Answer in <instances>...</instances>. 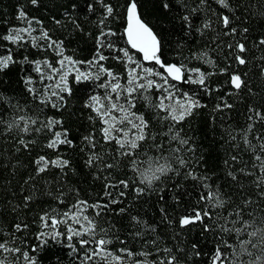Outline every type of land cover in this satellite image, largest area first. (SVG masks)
I'll list each match as a JSON object with an SVG mask.
<instances>
[{"label": "trees", "instance_id": "1", "mask_svg": "<svg viewBox=\"0 0 264 264\" xmlns=\"http://www.w3.org/2000/svg\"><path fill=\"white\" fill-rule=\"evenodd\" d=\"M94 4V11L87 10L88 3ZM117 7L118 18L113 20L109 18L107 24L118 34H122L126 26L124 19V5L126 0H107ZM173 4L172 12H164L160 8L159 0H138L143 13L142 19L150 22V26L158 32H162L165 40L163 48L164 55L162 59L167 63H181L189 68L198 67L206 74V83L211 91H205L204 88L183 82L176 83L179 91L188 92L196 95L200 103L204 105L194 111V114L181 124L176 125L182 138L189 140L192 151L187 150V145H178L171 139L168 133L167 122H162L156 118L157 110L152 107L156 103V97L161 93L152 89L145 95L148 100L137 96L136 108L138 114H143L146 120H149L151 132L156 136L155 141L142 142L139 161L147 159H159L160 163L167 162L172 167L179 170V175L168 173L162 176L159 181H153L151 185L141 183L139 173L134 172L127 165V158L117 155V145L115 142L107 143L100 132L102 127L99 118H96L92 109L85 107L88 97L92 94L103 96L105 89L98 85L106 79L102 76L100 81H88L85 83L75 80V73H71L67 80L71 88V95L64 93L66 103L58 108H52L39 104L29 96L24 83L27 76H32L35 83L32 85L37 91L44 88L45 85L53 82L45 80L43 84L39 77L33 71V65L27 62L15 63L0 72V117L11 121L14 112L11 106L20 103L29 115H39L41 120H47L51 117L62 120V126H57L54 130H68V138L72 144H62L56 149L46 147L51 133L40 132L31 134H21L27 140H35L28 150L21 148L16 150L17 141L13 139V133H4L3 125H0V239H7L10 246H19L23 250L29 251L34 255L37 264H82L84 251L83 247L77 243L79 239H92L90 236L74 238L72 244L77 251L74 252L68 246V241L55 243L51 240L47 244H42L36 239L41 231H46L40 223L39 216L44 212H53L57 214V219H61V213L67 212L77 200L87 201L89 205L98 204L103 207L85 209L84 215L93 219L97 225V239L103 236L100 229H106L108 235L105 237L112 241L108 245V250L115 255L123 256L121 249H128L134 253L149 252L147 260L150 262L156 259V253L153 246L146 244L154 238L159 239L160 249L170 248L181 260V264H212L211 256L214 253L215 246L219 240L226 241L232 245V249L227 250L226 255L232 264H251L254 257L259 255V250L248 247L247 253H242L239 247V240L235 234L220 232L219 228L213 227L216 223L224 224L223 218L228 217V213L233 210V204L227 203L224 208H213L214 201L207 202V210L211 213L212 219L205 218L204 223L213 227L212 231H203V225L199 222L181 227L179 218L187 215L193 208L200 209L205 202H201V195H207L209 191L215 193L220 198L231 200L235 203H241L236 195L240 192L242 195L251 194L257 204L247 209V213L256 219V226L259 227L261 216H264V201H261L255 195L257 189L252 181L256 177L264 175L259 170L255 171L254 176H245L238 172L240 167H246V171H251L252 154L246 151L243 142L240 140V131L248 121V109L250 106H261L264 110V47L258 48L255 42L261 36H264V16L257 15L264 12V0H247L245 5L248 9L243 18L244 22L235 21L238 30L242 27H249V32L244 34L246 39L237 35L231 36L218 35L223 28L222 25L214 24L215 31L206 30L204 35H199L192 31L190 35L186 34V29L178 23L180 3L184 0H165ZM189 6H195L193 0H186ZM238 0H232L235 7ZM242 3L243 0H240ZM71 3H75V9L69 8L70 16L64 15V11ZM23 7L29 17H35L42 22L43 28L47 30L53 39L63 40L65 46V55H70L78 61H88L93 58L96 49V37L99 35L97 21L100 18L102 8L96 3V0H40V5L33 6L30 0H0V36L6 35L12 28H22L25 22L17 19V9ZM210 8V12L208 9ZM241 8L236 9V16L241 17ZM212 13L227 14L216 0H208V5L193 18V23L199 25L205 15ZM60 20L56 24L54 19ZM215 20V16L211 15ZM73 20L75 23H73ZM37 31L33 36L39 35V25L33 24ZM29 37H25V42L21 45H13L10 42L0 40V55H5L6 50L10 49L13 58L16 61H23L27 56L29 60H43L47 58L54 66L58 57L52 51H42L40 48H34L29 42ZM112 41L118 47H129L122 35L112 37ZM239 41L245 43L248 51L243 54L247 60L246 65H238L233 56V49L226 47L228 43ZM104 55L108 56L107 61H102L105 67L111 68L115 73L120 74V83L126 81L124 72L125 64L122 61L113 59V56L121 55L111 49H104ZM207 53L208 58L214 61L209 64L204 60L192 59L194 55ZM130 54L134 58L141 60V54L136 50L130 49ZM145 67H154L159 71L158 66L144 62ZM81 71H97V67L90 68L86 63L78 64ZM228 67L239 73H247V82L255 95H250L247 89L238 92L227 81L229 75L227 72H221L220 69ZM187 75V74H186ZM226 99L233 107L217 111L216 105L221 103V99ZM115 99V96H113ZM123 102V101H121ZM24 114V113H19ZM163 115V113H160ZM93 117V119H89ZM259 127V124H257ZM175 131V130H174ZM236 137L235 141L229 139L228 132ZM91 134L94 137L96 147L90 149L85 136ZM251 139V136L249 137ZM160 143L163 145L158 152L154 145ZM239 143V147L234 145ZM253 143L255 141L253 140ZM180 148L178 153L174 150ZM101 157L98 166L88 167L85 161L92 152ZM239 153V160L233 162L231 156ZM38 155H45L50 159H55L57 155L70 161L68 168L61 171L57 168H51L48 173L35 175V165L32 163ZM177 156L188 161L186 167H180L174 161ZM228 161V164L225 161ZM104 164H113L111 169L104 168ZM231 165V168L229 167ZM142 164L141 167H144ZM237 172V179L240 185L232 181L229 171ZM195 171L197 175L207 176L205 181L209 185L208 189L201 186L199 181H193L185 178V172ZM33 176L31 181L33 187L24 184V180ZM120 180H127L129 187L124 188L119 185ZM110 184L112 187L106 188ZM136 187L144 188L143 194H137ZM163 191H159V189ZM23 189V191H22ZM51 193L48 195L47 193ZM110 193L106 195L105 193ZM124 195L121 196L120 193ZM33 193V199L24 206L23 197ZM61 193H63L61 195ZM164 199L160 200V196ZM174 197L178 198L174 199ZM115 201V203H113ZM164 209V214L161 213ZM124 209V212H120ZM100 213V215H96ZM136 217L137 220L132 218ZM244 219H249L246 214ZM15 223L27 224L28 227L22 232H14ZM87 225V224H86ZM231 227V225H228ZM239 227V225H237ZM155 229L153 232L152 229ZM60 231H66L65 225H58ZM251 231V229H249ZM14 233V235H13ZM140 233V235H135ZM249 239V237H241ZM15 243H11L12 240ZM124 241L125 243H121ZM255 243V241H253ZM198 245L200 255L192 251V244ZM33 248L37 250L32 251ZM95 248V244L92 245ZM181 249V251H177ZM224 249L222 248V251ZM7 255V254H5ZM163 257V252L160 253ZM3 257H0L2 259ZM135 259H144L142 256L124 257V264H132ZM8 260L15 264V260L8 255ZM22 264V260L20 262ZM91 264V262H88Z\"/></svg>", "mask_w": 264, "mask_h": 264}, {"label": "snow or ice", "instance_id": "2", "mask_svg": "<svg viewBox=\"0 0 264 264\" xmlns=\"http://www.w3.org/2000/svg\"><path fill=\"white\" fill-rule=\"evenodd\" d=\"M31 5L39 6L40 0H30ZM96 3L101 5L102 12L100 18L97 21V25L100 29L99 35L96 37V49L95 54L92 59L88 61H78L73 59L70 55H65V46L63 40H56L52 38V35L43 28L42 22L37 20L35 17H29L27 12L23 7L17 9V19L24 21L25 26L22 28H12L8 31L6 35L0 36V40L10 42L13 45H21L25 42V37H29V42L34 48H40L42 51H52L58 57L54 64L47 58L43 60H29L27 56L24 57L23 61H16L13 58L10 49L6 50L5 55H0V72L8 69L10 65L15 63H30L33 65V71L39 77V81L43 84L45 80L51 81L53 83L45 85L40 91H37L32 85L35 83L32 76H27L25 78L26 90L34 100L38 101L39 104L44 106H51L52 108H58L66 103L64 93L71 95V88L68 85V76L71 73H75V80L77 82L85 83L88 81H100L101 77L104 76L106 79L104 82L98 85L99 88L105 89V94L103 96L99 94H92L88 97L85 107L92 109L95 113L96 118L101 121L102 127L100 132L103 139L107 143L115 142L117 145V155L127 158V165L136 173H139L141 178V183H146L151 185L153 181H159L162 176H167L168 173H175L179 175V170L172 167L167 162L160 163L159 159H147L145 161H139L137 158L140 155L138 151L140 149L142 142H147L149 140L155 141L156 136L152 134L150 122L145 119L143 114H138L137 111L133 109L136 108L137 96L142 99L148 100L149 97L145 94L150 92L152 89H156L161 94L156 97V103L152 105L154 109L157 110L156 118L162 122H167L168 133L171 134V139L176 141L178 145H187V150L192 151L189 145V140L187 138H182L180 136V131L176 129V125L181 124L186 118L192 116L196 109L204 107L196 98L195 93L189 94L188 92L179 91L176 87V83L172 82H183L185 84H194L204 88L205 91H211L208 87L206 80L211 73L206 74L201 71L198 67L189 68L183 62L181 63H167L162 59L163 48L165 47V40L163 38L162 32L154 30V28H159L160 26H150V22H146L142 19L141 6L138 0H126L124 7V19L126 20V26L122 34H118L114 31L108 24L109 18L113 20L118 18L117 6H113L112 3L107 2V0H96ZM195 6H189V4L184 0L180 3L179 19L178 23L183 25L186 29V34L190 35L192 31H196L199 35L203 36L206 30L215 31L214 24L222 25L223 28L218 35L231 36L235 38L240 35L242 38L246 39L244 34L249 32V27H242L238 30L235 21L239 20L240 23L244 22L243 18L248 9L245 6L247 0H240L236 3L235 7L232 5V0H216L223 9L227 10V14L223 13H212L215 16V20L211 18V15H205L203 20L199 25L193 23V18L196 14L202 11L207 5L208 0H193ZM160 8L164 12H172L173 4L171 2H165V0H159ZM76 4L71 3L68 8L65 9L64 15L70 16L69 8L75 9ZM241 8V17L236 16V9ZM87 10L89 12L94 11V4L88 3ZM210 12V8L208 9ZM259 16H264V12L258 13ZM54 22L60 24V20H56L54 17ZM73 23L75 21L73 20ZM39 25V35L33 36V32L37 29L33 28L32 25ZM122 35L125 38L126 44L129 47H118L113 41L112 37H117ZM255 46L258 48L264 47V36L255 42ZM229 49H233L234 60L238 65H246L247 60L243 54H245L248 49L245 43L235 41L234 43H228L226 45ZM104 49H111L115 53H120L121 55L113 56L112 58L117 61H122L125 64L124 72L126 73V81L124 84L120 83V74L115 73L111 68L105 67L102 61H107L108 56L104 55ZM130 49L136 50V52L141 54L142 59L137 60L134 58L133 54H130ZM192 59L204 60L206 63L212 64L214 61L208 58L207 53L197 54L192 57ZM264 59V57H261ZM144 62L158 66L159 71L154 67H145ZM86 63L90 68L97 67V71H81L78 64ZM221 72H227L229 75L228 83L238 92L247 89L250 95H255L252 89L249 87L247 82V73H239L235 70H231L228 67L220 69ZM187 74V75H186ZM115 96V99H113ZM123 101V102H121ZM232 104H229L226 99H221V103L216 105L217 111H223L224 109H231ZM14 112V117L11 121L0 117V125H3L4 133H13V139L17 141L16 150L19 151L21 148L28 150L31 145L36 143L35 140H25L21 134H31L32 132H48L51 133L50 138H48V143L46 147L49 149H56L59 145L68 144L71 145L73 142L68 138V130L63 129L62 131L54 130L57 126H62L63 121L47 118V120H41L39 115H29L28 112L20 103H16L11 106ZM24 114H19V113ZM249 115L247 117V125L240 131V140L243 142L246 151L252 154V164L251 171H246L247 165L245 167H240L238 172L252 177L256 170L264 173V110L261 106H250L248 109ZM163 113V115H160ZM93 119V117H89ZM259 124V127H257ZM175 130V131H174ZM229 139L235 141L236 137L228 132ZM251 136V139L249 138ZM87 145L90 149H95L96 143L94 137L89 134L84 137ZM253 140L255 143H253ZM239 147V143L234 145ZM155 149L159 152L163 147L162 144L156 143L154 145ZM180 148L174 150L178 153ZM231 160L236 162L239 160V153L237 155L231 156ZM101 161V157L94 151L88 156L85 164L88 167L98 166ZM35 165V175L39 176L42 173H48L51 168H57L63 171V169L68 168L70 161L64 159L63 157L57 155L55 159H50L45 155H38L37 158L32 161ZM175 164L180 167H186L188 161L180 156H177ZM228 164V161H225ZM145 164L144 167H141ZM113 164H104V168L111 169ZM231 168V165H229ZM185 178H190L193 181H199L201 186L205 189L209 188V185L205 183L208 179L207 176H200L195 173V171L185 172ZM228 175L231 176L232 181L240 185V181L237 179L236 171H229ZM34 179L33 176H29L28 179L24 180V184L29 187H33L31 181ZM119 185L124 188H128L129 184L127 180H120ZM253 186L257 189L255 195L259 197L261 201H264V175L256 177L252 181ZM113 185L106 184L105 187H112ZM243 188L242 185H240ZM23 191V189H22ZM134 191L139 195L143 194L145 189L141 187H136ZM163 191V189H159ZM51 195V193H47ZM63 193H61L62 195ZM110 195V193H105ZM121 196L124 195L123 192L120 193ZM237 197L241 203L232 202L230 199L225 200L220 198L215 193L211 191L207 195H201V202H205L204 206L199 210L193 208L191 212L187 215L181 216L179 218V223L181 227L188 226L190 224H195L197 222L203 225V231H212L213 227L219 228L220 232L227 234H235V237L239 240V247L242 253H247L251 256L252 253L248 252V247L256 248L259 250V255L254 257L251 264H264V216L259 218L260 225L256 226V219L247 213V209L257 204V200L251 198V194L242 195L240 192H236ZM33 199V193H29L23 197L24 206H28V202ZM164 197L161 195L160 200ZM174 199L178 198L174 197ZM214 201L212 204L213 208H224L225 204L232 203L233 210L228 213V217H233L232 219L223 218L225 220L224 224L216 223L213 227L204 223L205 218L212 219L211 213L207 210V202ZM115 203V201H113ZM91 207L96 209L98 207H103L98 204L89 205L87 201L77 200L71 208L64 213H61V219H57V214L53 212H44L39 216L41 225L46 231H41L37 234L36 239L42 244H47L49 240L55 243H61L64 240L68 241V246L72 248L74 252L77 251L75 245L72 244L74 238L83 237L85 235L92 237V239H79V243L82 248L87 246L84 251V257L82 264H124V257L142 256L144 259H135L132 264H181V260L170 248L160 249L159 239L154 238L150 242L146 241V244H150L154 247L156 253V259L152 261L147 260V256L150 255L149 252L134 253L128 249H121L119 251L123 252V256L115 255L108 250V245L112 243L111 240L106 239L108 235L106 229L101 228L100 232L103 236L97 237L96 228L97 225L93 222L92 218L84 215L85 209ZM161 213L164 214V209L161 208ZM264 211V209H262ZM120 212H124V209H120ZM249 216V219H244L245 215ZM100 215V213H96ZM137 220L136 217L132 218ZM81 221L87 224V227L81 225L80 228L74 225H80ZM137 223H140L137 220ZM64 224L66 231H60L58 225ZM228 225H231L229 227ZM239 225V227H237ZM14 232H22L26 230L28 225L15 223L13 226ZM251 229V231H249ZM154 232L155 229L153 228ZM14 235V233H13ZM135 235H140L136 233ZM241 237H249V239H242ZM255 241V243L253 242ZM11 243H15L13 239ZM121 243H125L121 241ZM95 244V248L92 245ZM192 251L196 255H200L197 244H192ZM222 248L224 249L222 251ZM37 249L33 248L32 251L35 252ZM227 250H233L232 245H229L224 240H219L217 246H215L214 253L211 256L212 264H232L226 255ZM181 251V249H177ZM163 252V257L160 253ZM7 254V255H5ZM8 255H11L15 264H37V259L34 255H30L29 251L23 250L19 246H10V242L7 239H0V264H12L8 260Z\"/></svg>", "mask_w": 264, "mask_h": 264}, {"label": "rangeland", "instance_id": "3", "mask_svg": "<svg viewBox=\"0 0 264 264\" xmlns=\"http://www.w3.org/2000/svg\"><path fill=\"white\" fill-rule=\"evenodd\" d=\"M81 225H83L84 227H87V225L83 221H81V224L80 225H74V226L77 227V228H80Z\"/></svg>", "mask_w": 264, "mask_h": 264}]
</instances>
